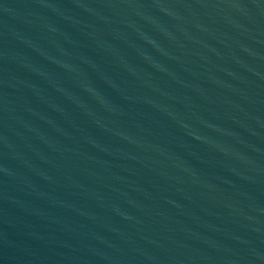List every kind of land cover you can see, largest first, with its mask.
I'll return each mask as SVG.
<instances>
[{"label":"water","instance_id":"95a60500","mask_svg":"<svg viewBox=\"0 0 264 264\" xmlns=\"http://www.w3.org/2000/svg\"><path fill=\"white\" fill-rule=\"evenodd\" d=\"M0 264H264V0H0Z\"/></svg>","mask_w":264,"mask_h":264}]
</instances>
